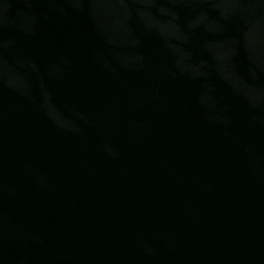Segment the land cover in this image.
Masks as SVG:
<instances>
[{
  "label": "water",
  "instance_id": "obj_1",
  "mask_svg": "<svg viewBox=\"0 0 264 264\" xmlns=\"http://www.w3.org/2000/svg\"><path fill=\"white\" fill-rule=\"evenodd\" d=\"M0 264H264V0H0Z\"/></svg>",
  "mask_w": 264,
  "mask_h": 264
}]
</instances>
